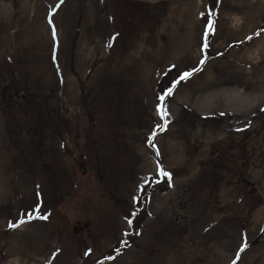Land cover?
<instances>
[{
    "label": "rangeland",
    "instance_id": "1",
    "mask_svg": "<svg viewBox=\"0 0 264 264\" xmlns=\"http://www.w3.org/2000/svg\"><path fill=\"white\" fill-rule=\"evenodd\" d=\"M0 264H264V0H0Z\"/></svg>",
    "mask_w": 264,
    "mask_h": 264
},
{
    "label": "snow or ice",
    "instance_id": "2",
    "mask_svg": "<svg viewBox=\"0 0 264 264\" xmlns=\"http://www.w3.org/2000/svg\"><path fill=\"white\" fill-rule=\"evenodd\" d=\"M61 2H62V0H61ZM212 30H213V21H212L211 19H209L208 27H207V31H208V32H211ZM206 35H207V33H206ZM53 36L55 37V30H53ZM109 46H111V45H109ZM204 47L206 48V47H207V44H205ZM201 63H203V61H201ZM190 75H191V73H183V74L180 76V80L186 79V78H187L188 76H190ZM178 82H179V81H176V82H174V84H175V83H178ZM171 93H172V89L169 88V89L167 90V92H166L165 95H171ZM159 99H160V101H161V105L159 106V111H160V113H161V115H162V117H163V116H165V115L167 114L166 111H165V108H164V104H163V101L165 100V96H160ZM157 154H159V153H157ZM163 175H166V176H167V175H169V174H168V173H163ZM36 211L38 212V211H39V208H37ZM30 218H32V217H31V214H30ZM39 218H41V219H47V216H41V217H39ZM128 223H129V225H131L132 221L129 220ZM10 226H11V225H10ZM241 250H243V249H241Z\"/></svg>",
    "mask_w": 264,
    "mask_h": 264
},
{
    "label": "bare ground",
    "instance_id": "3",
    "mask_svg": "<svg viewBox=\"0 0 264 264\" xmlns=\"http://www.w3.org/2000/svg\"><path fill=\"white\" fill-rule=\"evenodd\" d=\"M33 238L38 239V238H40V236L38 234H35Z\"/></svg>",
    "mask_w": 264,
    "mask_h": 264
},
{
    "label": "water",
    "instance_id": "4",
    "mask_svg": "<svg viewBox=\"0 0 264 264\" xmlns=\"http://www.w3.org/2000/svg\"><path fill=\"white\" fill-rule=\"evenodd\" d=\"M84 170V168H82V171ZM79 227H75V231H78Z\"/></svg>",
    "mask_w": 264,
    "mask_h": 264
}]
</instances>
